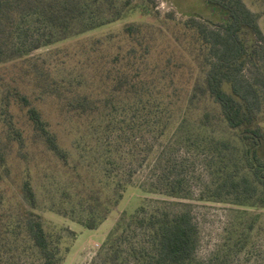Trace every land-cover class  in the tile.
I'll return each instance as SVG.
<instances>
[{
  "label": "trees",
  "instance_id": "16d2710c",
  "mask_svg": "<svg viewBox=\"0 0 264 264\" xmlns=\"http://www.w3.org/2000/svg\"><path fill=\"white\" fill-rule=\"evenodd\" d=\"M197 1L199 10L184 20L170 12L164 26L126 23L85 45L83 60L54 66L31 54L122 20L137 5L0 0V66L24 69L36 91L35 98L16 88L1 93L0 184L16 188L13 202L0 196V264L64 262L61 236L46 231L40 213L27 161L36 151L66 178L44 190L46 209L86 229L101 225L135 182L166 198L145 199L120 218L92 264L239 262L254 230L250 210H264V0H249L256 11L244 0ZM147 3L142 15H158L156 2ZM9 96L22 125L9 119ZM45 101L74 157L40 108ZM15 164H26L17 182ZM193 197L236 208L206 260L197 257Z\"/></svg>",
  "mask_w": 264,
  "mask_h": 264
},
{
  "label": "rangeland",
  "instance_id": "374dc122",
  "mask_svg": "<svg viewBox=\"0 0 264 264\" xmlns=\"http://www.w3.org/2000/svg\"><path fill=\"white\" fill-rule=\"evenodd\" d=\"M252 10L257 9L251 6L249 0H244ZM158 13L143 16L147 0H131L137 8L130 12L124 19L112 24L97 28L73 39L56 43L54 45L40 48L31 54L32 62H46V64H60V62L69 63L66 58L74 57L83 60V47L96 39H103L111 34H118L124 24L131 22H149L156 26H164L165 14L173 12L175 21L184 20L189 14L199 10L200 5L197 0H154ZM149 6V5H148ZM260 27L264 32V18L259 21ZM51 65V66H53ZM24 69L12 65L0 66V106L2 91L16 88L28 96L35 98L36 91L29 84V79L25 77ZM55 71V70H54ZM57 75V74H56ZM61 76V74H59ZM12 86V87H11ZM10 101L9 119L16 126L22 125L23 112L15 104L12 96L8 97ZM35 101V100H34ZM42 103V102H41ZM46 118L54 125L62 145L72 153V139L68 137L65 126L58 120L54 108L46 101L40 107ZM3 113V112H2ZM1 110H0V114ZM4 117V114H2ZM0 116V125H3ZM33 177V185L37 194L40 206V213L43 217L45 229L52 235H60V247L64 252L63 264H92L95 258L100 254L102 246L107 239L109 232L115 227L120 218H129L143 204L145 199L166 200L164 196L145 192L134 185L128 186L123 193L122 199L108 214L107 218L95 230H89L69 218L60 216L47 208L49 201L46 198L45 189H49V183L54 179L56 182H66L65 176L61 175L60 168L55 161L40 155L38 151L27 158ZM26 164H15L11 174L18 181L21 171ZM147 169L139 171L137 177H145ZM13 187L7 184H0V196L3 198V204L13 202L10 200ZM51 188V187H50ZM193 205L198 228L200 232V243L197 250V257L201 260L209 258L222 244L226 228L229 221L235 216L236 209L227 204L203 202L193 197L189 201ZM254 221V230L246 243L245 249L239 256L237 264H264V210H250Z\"/></svg>",
  "mask_w": 264,
  "mask_h": 264
}]
</instances>
